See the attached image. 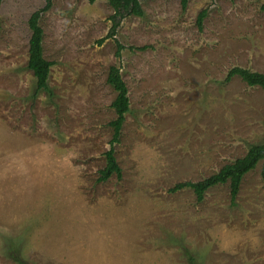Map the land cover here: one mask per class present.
<instances>
[{
	"label": "rangeland",
	"instance_id": "374dc122",
	"mask_svg": "<svg viewBox=\"0 0 264 264\" xmlns=\"http://www.w3.org/2000/svg\"><path fill=\"white\" fill-rule=\"evenodd\" d=\"M48 90L28 69L29 20L46 0L0 4V264H264L263 163L198 201L197 183L264 138V0H141L102 45L108 0H50ZM206 11L201 26L198 17ZM118 45L123 49L117 56ZM118 67L130 112L110 149Z\"/></svg>",
	"mask_w": 264,
	"mask_h": 264
},
{
	"label": "trees",
	"instance_id": "16d2710c",
	"mask_svg": "<svg viewBox=\"0 0 264 264\" xmlns=\"http://www.w3.org/2000/svg\"><path fill=\"white\" fill-rule=\"evenodd\" d=\"M95 1L96 0H89L90 3H94ZM108 1L114 9V15L110 19L112 21V28L105 38L98 41L99 45H102L106 40L114 39L116 32L120 27V21L125 16L133 15L142 17L144 15L140 3L141 0ZM1 2L2 0H0V4ZM187 3L188 0H181L183 8H186ZM50 7L51 1L46 0L45 7L35 12L29 20L32 36L30 39L28 69L33 72L36 79L37 92L41 90H48V78L51 68L54 65L53 62L48 61L44 57V33L40 26L42 13L49 10ZM262 9L264 10V5L262 6ZM205 15L206 11H203L199 15V26H201ZM122 49L123 47L118 45V57L120 56ZM234 77L241 78L249 87H259L264 90V74L262 73L251 72L247 69L235 67L229 71L226 80L230 81ZM107 82L117 93V96L111 105L115 111L116 119L110 122V126L113 129V136L110 141V149L105 153V167L100 171V176L98 178L99 182H106L113 175H116L118 179L121 178V169L115 158V145L120 143L123 124L126 120V115L130 112L129 91L126 83L121 77L120 69L118 67H111ZM260 162L263 163L262 176L264 177V138L260 144L252 145L243 158L237 159L233 163L225 165L216 174L197 183L186 182L177 184L172 191L177 192L189 188L193 190L198 201H202L204 195L209 189L219 185L229 184L231 202L232 204H235L243 178L245 175L253 171Z\"/></svg>",
	"mask_w": 264,
	"mask_h": 264
}]
</instances>
